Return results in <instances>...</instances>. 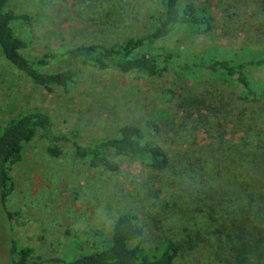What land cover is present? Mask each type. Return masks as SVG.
Instances as JSON below:
<instances>
[{"label": "rangeland", "instance_id": "rangeland-1", "mask_svg": "<svg viewBox=\"0 0 264 264\" xmlns=\"http://www.w3.org/2000/svg\"><path fill=\"white\" fill-rule=\"evenodd\" d=\"M162 1L9 2L27 14L13 23L29 42L26 52L39 58L56 53L47 67L74 69L78 81L67 89L35 84L0 48V127L27 109L50 114L52 135L79 131L86 140L117 136L130 123L165 147L171 161L164 171L128 156L117 157V170L93 167L67 143L62 142L60 155L51 154V138L38 130L24 145L22 159L10 166L5 202L0 194V264H12L13 241L33 249L27 264L71 261L108 241L116 218L125 212L138 216L151 242L168 236L186 244L175 264H219L205 247L191 246L202 217L190 191L197 186L214 195L222 203L218 210L242 204L240 180H249L245 174L255 169L242 174L238 161H255L256 149L246 144L256 125L264 130V99L241 98L237 73L227 79L203 71L195 78L160 58L167 69L149 76L102 70L63 55L79 44L111 45L145 34L159 23ZM183 1L207 9L214 17L212 29L197 34L180 26L159 44L182 49L188 57L216 54L247 61L264 53V0ZM247 72L255 87L264 81V65H249Z\"/></svg>", "mask_w": 264, "mask_h": 264}, {"label": "trees", "instance_id": "trees-1", "mask_svg": "<svg viewBox=\"0 0 264 264\" xmlns=\"http://www.w3.org/2000/svg\"><path fill=\"white\" fill-rule=\"evenodd\" d=\"M10 1L0 0V48L4 56L35 84L48 89H67L76 84V70H52L47 67L49 57H55L56 53L47 52L39 58L26 52L29 42L15 32L13 23L27 19V14L11 8ZM162 4L163 15L160 16L159 23L145 34L111 45L79 44L67 48L63 55L82 65L102 70L115 68L122 73L140 71L149 76H156L167 69L166 66H161L160 58L166 64H175L179 72L195 78L203 71L214 76L224 75L227 79L237 73V81L243 90L241 98L251 101L264 99V81L255 87L247 72L249 65H264V53L247 61L242 57L237 60L216 54L188 57L184 56L182 49L159 44V41L168 38L180 26L203 34L212 29L214 21L212 14L195 2L163 0ZM187 102L189 106L192 103L191 100ZM51 128L50 114L39 109L24 110L18 117L0 127L2 202L6 201L10 193V166L22 159L24 145L33 139L38 130H42L44 137L51 138L48 146L51 154L60 155L63 150L62 142L67 143L93 167L117 170L118 156L141 159L153 171H164L170 166L171 158L167 149L157 140L147 137L145 131L134 124H124L119 128L117 136L98 140H86L79 131L63 136L52 135L54 132ZM252 132V139L250 142L245 140V144L248 142L247 147L251 145L256 149L251 152L255 161L238 162L240 168H243L242 174L245 170L252 169L256 173L247 172L245 175L250 174L249 180H240L242 188L239 194L244 197L239 207L218 210L217 205L222 203L214 195L197 186H194V191H190L191 203L196 204L194 208L202 217L201 224L193 234L195 239L191 241V246L205 247L211 259L219 264H258L259 260L264 259V130L256 125ZM243 154L246 158L248 153ZM204 206L210 211L206 212ZM173 238L166 236L151 242L138 216L125 212L116 218L110 239L97 246L94 251L81 254L68 262L61 258L51 261L61 264H175L186 244ZM32 252L31 247H19L13 241L10 247L12 264H27Z\"/></svg>", "mask_w": 264, "mask_h": 264}]
</instances>
